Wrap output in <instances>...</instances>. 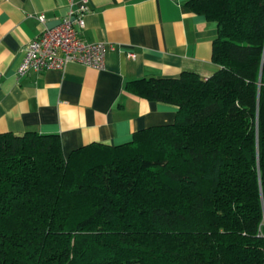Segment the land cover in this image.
<instances>
[{"label": "trees", "instance_id": "trees-1", "mask_svg": "<svg viewBox=\"0 0 264 264\" xmlns=\"http://www.w3.org/2000/svg\"><path fill=\"white\" fill-rule=\"evenodd\" d=\"M188 6L217 26V70L129 87L172 123L68 155L0 133V264H264V0Z\"/></svg>", "mask_w": 264, "mask_h": 264}, {"label": "crops", "instance_id": "crops-1", "mask_svg": "<svg viewBox=\"0 0 264 264\" xmlns=\"http://www.w3.org/2000/svg\"><path fill=\"white\" fill-rule=\"evenodd\" d=\"M82 1L0 0V133L57 134L65 155L93 142L123 144L139 130L172 123L176 112L133 92L132 81L183 71L208 77L217 70V26L190 9L192 0H85L78 33L88 42L113 44L104 67L69 62L19 76L25 45Z\"/></svg>", "mask_w": 264, "mask_h": 264}, {"label": "built area", "instance_id": "built-area-1", "mask_svg": "<svg viewBox=\"0 0 264 264\" xmlns=\"http://www.w3.org/2000/svg\"><path fill=\"white\" fill-rule=\"evenodd\" d=\"M87 9L88 5L83 0L77 11H71L69 16L52 28L45 25L44 15L39 14L37 18L45 27L25 45L23 58L16 70L17 74L21 76L29 71L40 73L50 69H63L69 62H79L102 69L106 53L113 50L114 46L106 42H88L80 38L78 28L85 24L84 15Z\"/></svg>", "mask_w": 264, "mask_h": 264}, {"label": "water", "instance_id": "water-1", "mask_svg": "<svg viewBox=\"0 0 264 264\" xmlns=\"http://www.w3.org/2000/svg\"><path fill=\"white\" fill-rule=\"evenodd\" d=\"M61 21L59 20L57 23L59 24ZM49 28H52V27H55V26H50V25H47Z\"/></svg>", "mask_w": 264, "mask_h": 264}]
</instances>
